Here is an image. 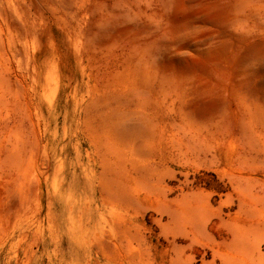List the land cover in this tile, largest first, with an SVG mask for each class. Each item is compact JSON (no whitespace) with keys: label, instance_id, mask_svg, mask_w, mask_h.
<instances>
[{"label":"rangeland","instance_id":"374dc122","mask_svg":"<svg viewBox=\"0 0 264 264\" xmlns=\"http://www.w3.org/2000/svg\"><path fill=\"white\" fill-rule=\"evenodd\" d=\"M0 264H264V0H0Z\"/></svg>","mask_w":264,"mask_h":264}]
</instances>
